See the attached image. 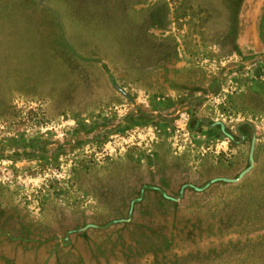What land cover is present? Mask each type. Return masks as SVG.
Listing matches in <instances>:
<instances>
[{
  "label": "rangeland",
  "instance_id": "374dc122",
  "mask_svg": "<svg viewBox=\"0 0 264 264\" xmlns=\"http://www.w3.org/2000/svg\"><path fill=\"white\" fill-rule=\"evenodd\" d=\"M262 54L264 0H0V264H264Z\"/></svg>",
  "mask_w": 264,
  "mask_h": 264
},
{
  "label": "water",
  "instance_id": "95a60500",
  "mask_svg": "<svg viewBox=\"0 0 264 264\" xmlns=\"http://www.w3.org/2000/svg\"><path fill=\"white\" fill-rule=\"evenodd\" d=\"M263 55H264V54H262V55H258V56H257L258 59H257L256 61H254V62H257V61H259L260 59H262V58L264 57ZM231 64H236V62H232V63H229V64L225 65L223 71H225L226 69H228V67H229ZM246 67H247V66H246Z\"/></svg>",
  "mask_w": 264,
  "mask_h": 264
}]
</instances>
